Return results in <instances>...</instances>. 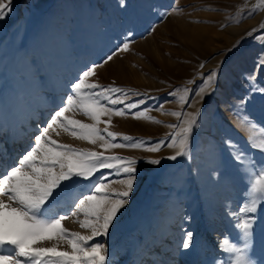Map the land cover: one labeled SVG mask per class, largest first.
Wrapping results in <instances>:
<instances>
[{
	"label": "rangeland",
	"instance_id": "374dc122",
	"mask_svg": "<svg viewBox=\"0 0 264 264\" xmlns=\"http://www.w3.org/2000/svg\"><path fill=\"white\" fill-rule=\"evenodd\" d=\"M258 2L12 0V11L0 20V61L5 64L13 53L19 77L29 81L32 91L42 93L54 104L46 106L49 110L43 111L44 119H41L42 107L35 102L37 115L30 120L29 128L36 123L46 125L73 94L71 85L84 70L95 65L99 67L96 76L90 78L92 82L121 88L127 93V103H138V107L125 116L111 117L109 130L143 141L146 146L112 149L106 153L137 160L133 191L127 198L124 213L122 209L113 223L122 225L109 235L114 243L107 244L105 236L99 241L109 248L106 264H117L120 252L133 248L137 242H141L137 251L142 253L143 261L158 251H172L177 258L174 257L171 264H179L180 244L187 231L193 233L190 249H194L195 255L191 254L190 258L196 264H234L235 253L226 249L232 245L243 248V234L235 227L236 220L231 219L222 206L215 208V205L229 198L238 210L248 199L245 194L251 186L248 173L233 160L225 141L231 139L239 143L254 158L257 169L264 167V154L249 149L246 140V136L259 140L260 129L264 128V93L251 91L253 85L264 88V69L256 73L254 81L248 80L257 60L264 55V43L254 38L258 33L248 34L264 25V10H258L252 17L246 15ZM124 43H128V51L121 50ZM108 56L112 59L105 62ZM2 70L0 67V88H12L9 74ZM212 71L217 73L213 82L215 90L209 89L212 94L201 99L197 93L200 86L206 87L203 77ZM20 91L25 93L23 88ZM181 97L191 104L182 103ZM244 97L247 102L240 105ZM197 110V126L190 138V157L172 161L166 158L173 155L175 149L147 150L162 140L169 142L170 134L179 131V128L169 127L179 125L182 120L173 113ZM136 112H143L144 116L136 119L132 115ZM75 118L93 123L82 113H77ZM248 121L255 127L247 126ZM39 129L26 134L32 139L29 148ZM7 132L5 127L0 129L3 151L10 142ZM22 137L23 134L12 141L14 157L22 146ZM59 139L77 148L103 150L98 145ZM8 157L6 152L2 162ZM151 159H161V163L150 164ZM109 171L101 170L109 181H116V174L109 175ZM101 172H97L92 181L78 180L89 187L82 190L79 198L92 194V184ZM109 187L113 191L123 190L119 183ZM225 191L229 197L224 200L221 196ZM136 198H141L138 213L131 208ZM59 199L53 205L55 214L64 203ZM70 203L64 214L75 211V200L71 199ZM253 215L255 224L246 256L252 264H264V208L258 207ZM153 216H159L162 222L158 229L151 225V234L146 235L141 221ZM211 217L218 220L223 230L207 225ZM132 220L140 221L133 229L126 227ZM221 230L223 234L219 235ZM171 239H176L177 247L169 246ZM224 239L229 241L228 245L222 244ZM158 257L149 261L150 264H164L167 260L163 254Z\"/></svg>",
	"mask_w": 264,
	"mask_h": 264
},
{
	"label": "snow or ice",
	"instance_id": "6c2138e0",
	"mask_svg": "<svg viewBox=\"0 0 264 264\" xmlns=\"http://www.w3.org/2000/svg\"><path fill=\"white\" fill-rule=\"evenodd\" d=\"M11 3L12 0H0V20L5 19L12 11ZM258 10H264V0H259L246 15L252 17ZM252 33H258L254 38L264 43V25L254 28L248 34ZM121 50L128 51V43H124ZM111 59L108 56L105 62ZM97 67L99 65L91 66L82 72L71 85L73 94L53 113L46 125L39 129L29 150L14 166L8 167L0 175V264H106L108 260L106 245L90 242L96 237L109 235L118 214L128 203L127 198L136 181L137 160L106 153L112 149H136L146 145L131 136L109 130L112 127V116H125L137 108L138 103H127V93L121 88L92 82L90 78L96 76ZM261 69H264V55L257 60L248 80L254 81L256 73ZM216 75L212 71L203 77L206 87L200 86L197 93L201 99L212 94L209 89L215 90L213 82ZM251 91L264 93V88L253 85ZM180 99L184 104H191L185 97ZM246 102L247 97H244L239 104L244 105ZM117 105L124 107H116ZM77 113H82L93 123L75 118ZM173 114L182 117V120L179 125L169 127L179 128V131L170 134L169 142L162 140L147 147V150L159 152L162 147L175 149L174 154L166 158L175 161L178 157H190V138L197 126L199 112ZM132 115L140 119L144 113L136 112ZM103 117L108 119H102ZM101 124L105 127L101 128ZM247 126L255 127L251 121L247 122ZM62 131L74 139L98 145L103 150L82 149L64 143L59 139ZM260 132L262 135L259 140L253 136H246V140L249 149L264 154V128ZM225 143L233 160L248 173L251 185L245 194L248 199L238 210L228 211V215L236 220L235 227L243 234L244 246L237 248L232 245L226 250L235 253L234 264H252L246 256V249L253 234V214L258 207L264 208V167L257 169L254 158L239 143L231 139ZM148 163L159 165L161 159H151ZM105 169L110 170L109 175L115 173L118 179L109 181L101 172ZM97 172H101V175L92 184V194L75 201V212L70 215L53 212V205L68 190L69 182L74 184L78 180L92 181ZM112 183L121 184L123 190L113 191L109 187ZM78 215L84 217L79 220L80 228L90 234L65 227L66 220ZM192 244L193 233L187 231L180 247L189 249ZM222 244L228 245L229 241L224 239Z\"/></svg>",
	"mask_w": 264,
	"mask_h": 264
},
{
	"label": "bare ground",
	"instance_id": "6f19581e",
	"mask_svg": "<svg viewBox=\"0 0 264 264\" xmlns=\"http://www.w3.org/2000/svg\"><path fill=\"white\" fill-rule=\"evenodd\" d=\"M15 57H14V54L12 53L8 57L5 64L4 63L2 64V62L0 61V67L3 68L2 73L4 71H6L9 74L10 82L13 85V86H11L12 88H6V87L0 88V129L4 128V127L8 129V132L6 133V138L8 139V142L10 141L7 144L6 151H3L0 149V175H2L5 171V169H7L8 167L14 166L17 163V161L22 157V155L27 150H29V142L32 141V139H31V137L27 138L26 134L30 130L36 131L39 128H42L45 126V125H41L39 123L38 124L36 123V124H33L32 129H31V127L29 128V125H31L30 120L35 118L37 115V112H34L35 107H36L35 102L38 101L40 106L42 107V109H41L42 111L39 110L41 119H44V117L42 115V113H44L43 111L47 110V109L49 110V108H46V106L54 105L53 102H51L48 97H43L42 93L37 92L36 90L32 91L31 87L29 86L28 80H23V78L19 77V74H18L19 68H18V64H17ZM15 84L17 85V87L15 86ZM20 88H23L25 93H21ZM22 134L24 135V138L22 137V140H21L22 146L19 149V152L17 153L18 156L14 157L15 152L13 149H14L15 143H13L12 141H13V139H17L19 136H22ZM59 138H62L65 140L73 139V140H75L78 143H81L83 145L88 144L86 141L74 139L71 135H69L68 133H65L63 131L61 132V135ZM6 152H8L9 157H8V159H6L2 162V159L5 158ZM4 163H6V164L4 165ZM87 188H89V187L86 184H83L82 182L80 183V181H77L74 184L73 183L70 184L68 190L59 197L60 199L58 198L59 200L63 201L64 203L62 205L58 206V210L60 212L56 211L57 214L67 213L68 207H70V204H71L70 200L74 199L76 201L79 198L80 193L83 192L82 190L87 189ZM227 197H229L228 192L225 191L223 193V195L221 196V198H223L225 200V199H227ZM141 198H136L134 205L131 206L134 213H138ZM221 206L226 213H228L229 210H232V211L237 210V208L235 207V203L233 201H230L229 198H228V200L225 201V203L217 202L215 205V208H218ZM124 208H123V213L125 210ZM75 211H76V209H75ZM75 211H73V212H75ZM83 218L84 217L82 215L72 216L71 219L66 220L64 222L65 227L69 228L72 231H79V232H82L84 234H90L85 229L80 228L79 220H82ZM232 218L233 217H231V219ZM139 221L138 220H132V221L126 223L125 226L133 229L138 225ZM160 222H162V220L159 216H153L144 222L141 221V225L145 231V234L148 235L150 233L151 225H152V227L154 225V227L157 228V226L160 224ZM207 222H208L207 225H209L210 228H212V229H215V228L222 229V228H220V223L218 222V220L216 218L214 219L211 217ZM121 225L113 224L112 227L110 228L111 231L109 232V235L110 234L113 235L115 233L114 231L118 230L119 227H121ZM222 230L220 233H218L219 235L223 234ZM109 235L105 237V239H108L107 244L110 242L114 243V241H111V238H109ZM101 238H102L101 236L96 237L91 242H94V243H95V241L99 242L101 240ZM218 240L219 239H216V241H218ZM140 243L141 242H137L133 248L128 247L126 252H120L121 259L119 258L120 260L117 262V264H150L151 262H149V261H152V262L155 261L157 258H159L158 256L160 254H163L166 256L167 260L164 262V264H171L174 262V257L177 258V255L173 254L174 252H172V251L166 252V251H164L165 249L164 250L162 249V251H164V252L158 251V252L154 253L151 257H149L147 261H146V259L143 261L142 253H139V251H137V247L139 246ZM61 246L66 247V245H61ZM169 246L177 247L178 243H176V239H171V244ZM107 249H108L107 253H109V248H107ZM119 250H121V249H119ZM180 251H181L182 255L180 256L179 264H196V261H194L193 259L190 258L191 254L195 255L194 249L191 250L190 248L189 249H183L182 248V249H180ZM161 261H163V259H161Z\"/></svg>",
	"mask_w": 264,
	"mask_h": 264
}]
</instances>
